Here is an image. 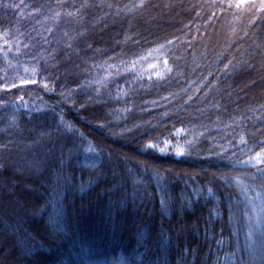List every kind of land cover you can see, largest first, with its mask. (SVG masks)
I'll return each instance as SVG.
<instances>
[{
    "label": "trees",
    "instance_id": "1",
    "mask_svg": "<svg viewBox=\"0 0 264 264\" xmlns=\"http://www.w3.org/2000/svg\"><path fill=\"white\" fill-rule=\"evenodd\" d=\"M262 11L0 0V264H264Z\"/></svg>",
    "mask_w": 264,
    "mask_h": 264
},
{
    "label": "rangeland",
    "instance_id": "2",
    "mask_svg": "<svg viewBox=\"0 0 264 264\" xmlns=\"http://www.w3.org/2000/svg\"><path fill=\"white\" fill-rule=\"evenodd\" d=\"M165 62L166 60L164 59L154 60L145 66L141 74L147 76H153L154 78L160 77L168 70L167 63ZM181 134L182 131H178L176 133L177 137L175 138V140H163L158 143L149 142L147 143L146 148L148 147L149 149H153L160 154H168V155L171 154L174 155L175 157H181L185 153V146L184 144H182L183 142L179 140V136H181ZM161 149H163L164 151H161ZM178 149H183V152L181 154H177ZM256 222H259V218H257ZM258 224L260 223H257V226Z\"/></svg>",
    "mask_w": 264,
    "mask_h": 264
},
{
    "label": "snow or ice",
    "instance_id": "3",
    "mask_svg": "<svg viewBox=\"0 0 264 264\" xmlns=\"http://www.w3.org/2000/svg\"><path fill=\"white\" fill-rule=\"evenodd\" d=\"M246 2H247V0H237V5H242V4H245ZM260 8L262 10H264V0H260ZM261 15L264 16V11L261 12ZM165 63H167V61ZM21 83H27V81H21ZM241 142H243V141H241ZM161 151H164V150L161 149ZM182 152H183V149L177 150V154H181ZM253 159H255L257 162H264V150H262L261 152H257L256 156L254 158L250 157L248 162L251 163L253 161Z\"/></svg>",
    "mask_w": 264,
    "mask_h": 264
}]
</instances>
